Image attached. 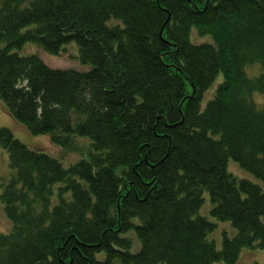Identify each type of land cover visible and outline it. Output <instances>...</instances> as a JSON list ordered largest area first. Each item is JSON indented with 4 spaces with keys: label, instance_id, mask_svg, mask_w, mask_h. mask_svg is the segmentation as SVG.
<instances>
[{
    "label": "trees",
    "instance_id": "1",
    "mask_svg": "<svg viewBox=\"0 0 264 264\" xmlns=\"http://www.w3.org/2000/svg\"><path fill=\"white\" fill-rule=\"evenodd\" d=\"M73 42L89 71L18 52L34 43L59 55ZM258 63L264 0H0L7 111L65 149L91 139L65 167L0 128L13 171L0 264H238L264 249V190L228 169L233 159L264 182V107L253 97L264 73H247ZM205 191L211 216L238 231L222 249L210 238L218 224L199 214Z\"/></svg>",
    "mask_w": 264,
    "mask_h": 264
},
{
    "label": "rangeland",
    "instance_id": "2",
    "mask_svg": "<svg viewBox=\"0 0 264 264\" xmlns=\"http://www.w3.org/2000/svg\"><path fill=\"white\" fill-rule=\"evenodd\" d=\"M116 23L117 22L112 20L110 25ZM203 41L204 40L195 38L193 42L198 44ZM18 52L23 56L38 55L48 66L58 70L86 72L92 68L91 66L84 65L79 61V47L75 42L65 46L62 53L59 55H53L46 51L42 46L34 43H28L22 49H19ZM247 73L251 78H256L264 73V70L263 67L258 63L249 66L247 68ZM223 80L224 76L220 75L214 85L205 93L202 102L203 109L207 106L208 102L215 97L217 87ZM253 97L258 106L263 108L264 95L260 92H255ZM0 128L10 129L14 133L15 137L22 143L26 144L32 149L52 155L53 157L59 159L65 167L79 163V161L82 160V154L86 153L91 143V139L89 137H77V139L73 140L71 147L69 149H65L60 145H55L49 135H34L24 125L20 124L10 115V113L7 111L5 103L2 102L1 99ZM228 169L238 179H248L260 185L264 190V182L242 168L239 162L230 159ZM12 175L13 171L10 166L9 154L0 145V234H8L13 230V223L6 214L5 204L1 198L4 189L9 183ZM204 197L205 201L202 208L200 209L199 214L208 217L211 221L218 224L216 230L210 234V238L216 241L218 249H222L224 233L227 232L230 237H234L238 231L231 222H221L213 218L211 216V210L213 208L211 195L208 191H205ZM130 235L134 237L133 251L137 252L141 247L138 236L135 232H131ZM214 264L226 263L217 262ZM238 264H264V249H245L241 254V259Z\"/></svg>",
    "mask_w": 264,
    "mask_h": 264
}]
</instances>
